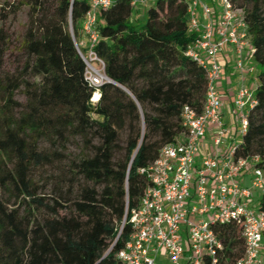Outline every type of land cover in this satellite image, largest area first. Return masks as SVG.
<instances>
[{"label":"trees","instance_id":"16d2710c","mask_svg":"<svg viewBox=\"0 0 264 264\" xmlns=\"http://www.w3.org/2000/svg\"><path fill=\"white\" fill-rule=\"evenodd\" d=\"M247 1L244 16L260 69L257 105L237 155H259L264 170V0ZM24 3L41 16L30 21L18 72H0V264H122L117 254L132 233L131 223L122 227L126 210L139 206L151 182L142 169L185 131L186 105L204 108L206 72L186 52L197 36L190 0H155L140 23L133 21L132 0L101 9L94 49L109 80L99 87L86 78L76 46L89 0ZM4 40L0 34V50ZM20 89L25 103L15 99ZM72 135L87 150L58 178L54 194L40 195L33 169L65 158L43 141L64 144ZM215 231L224 242L219 264H234L245 252L242 224Z\"/></svg>","mask_w":264,"mask_h":264},{"label":"built area","instance_id":"2783aa9c","mask_svg":"<svg viewBox=\"0 0 264 264\" xmlns=\"http://www.w3.org/2000/svg\"><path fill=\"white\" fill-rule=\"evenodd\" d=\"M147 1L132 0V5L135 8ZM89 2L83 25L86 44L81 40L76 46L86 64V78L99 87L109 77L104 60L94 49L99 37L97 20L100 10L110 7L114 0ZM214 2L190 0L189 7L190 27L197 36L186 52L206 72L204 108L197 112L186 105L185 131L165 145L147 169H142L151 182L139 206L126 210L122 227L131 223L132 233L117 254L122 264H160V255L166 256L169 264H219L224 242L215 227L229 223L242 224L245 240V252L234 264H264V210L259 208V199L264 195V170L258 166L261 157L237 155L239 142L248 129V114L257 105L259 68L253 63L255 49L244 11L231 0ZM228 45L236 50L241 74L234 98L239 122L232 141L222 115L220 89L224 70L220 56ZM80 46L88 47V52L84 54ZM248 73L254 76L252 85L247 82ZM209 131L214 132V151L202 155Z\"/></svg>","mask_w":264,"mask_h":264},{"label":"rangeland","instance_id":"374dc122","mask_svg":"<svg viewBox=\"0 0 264 264\" xmlns=\"http://www.w3.org/2000/svg\"><path fill=\"white\" fill-rule=\"evenodd\" d=\"M27 1L29 2L32 0H0V34H3L5 39L2 43L3 49L0 50V72L4 74L14 75L18 72V67L21 66L22 61L26 58L23 44L30 21L34 16H37V18L41 16L40 13H35L31 4H23V2ZM42 1H44L47 6L53 2V0ZM154 1L155 0L151 2L148 1L144 5L135 7L133 14V21L135 23H140L144 20L146 10ZM235 4L237 6L236 8L242 9L243 11L251 7V2L247 0H237ZM217 8L220 9L219 3H217ZM81 40H84L86 44V37L83 36V38L79 39V41ZM1 51H4V55L1 54ZM253 63L256 62L253 61ZM94 65L98 67L99 62L95 61ZM257 67L260 69L259 65H257ZM26 97V90L20 89L17 91L15 99L25 103L27 101ZM42 146L51 151L62 152L65 156L62 161L58 160L52 166H41L33 169L32 179L39 190V194L51 196L54 194L55 188H57L56 183L58 178H60L59 180L61 181L64 173L71 172L74 168L73 160H76L83 151H86L87 146L81 137L74 135L68 136L67 142L64 144L63 142L45 140ZM226 147L228 146L226 145ZM256 194L257 196L259 195L258 193ZM11 200L13 203L15 200L13 196ZM36 213L40 214L38 210H36Z\"/></svg>","mask_w":264,"mask_h":264},{"label":"crops","instance_id":"0c3cea01","mask_svg":"<svg viewBox=\"0 0 264 264\" xmlns=\"http://www.w3.org/2000/svg\"><path fill=\"white\" fill-rule=\"evenodd\" d=\"M152 1V0H148ZM147 1V2H148ZM208 3L211 0H206ZM144 5V4H140ZM221 62L224 65L223 70V77L220 80V89L223 97V108H222V115L224 122L228 125L229 128V136L230 141L234 140L237 135L236 131V122H239L237 115L234 111V98L235 94L238 90L239 84L241 82V74L237 68V53L233 45H228L226 48V52L220 56ZM249 64H252L249 62ZM254 76L252 74H247V82L249 84H254ZM214 132L209 131L206 139L204 140V147L202 148V155H206L214 151V144H213ZM229 141V144H230ZM249 177L246 178V183H248ZM264 261V254L262 256ZM160 264H169L168 259L164 255H160L157 258Z\"/></svg>","mask_w":264,"mask_h":264},{"label":"bare ground","instance_id":"6f19581e","mask_svg":"<svg viewBox=\"0 0 264 264\" xmlns=\"http://www.w3.org/2000/svg\"><path fill=\"white\" fill-rule=\"evenodd\" d=\"M99 97H100V94H99V92H97V93L95 94V96H94V99H99Z\"/></svg>","mask_w":264,"mask_h":264},{"label":"water","instance_id":"95a60500","mask_svg":"<svg viewBox=\"0 0 264 264\" xmlns=\"http://www.w3.org/2000/svg\"><path fill=\"white\" fill-rule=\"evenodd\" d=\"M110 81H112V80H110ZM113 83H116V82H114V81H112ZM117 85H119V86H121L120 84H118V83H116ZM122 87V86H121Z\"/></svg>","mask_w":264,"mask_h":264}]
</instances>
